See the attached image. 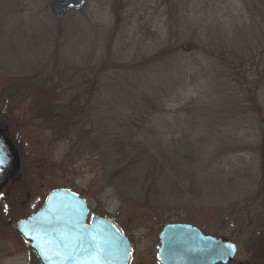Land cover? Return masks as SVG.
<instances>
[{
    "label": "rangeland",
    "instance_id": "rangeland-1",
    "mask_svg": "<svg viewBox=\"0 0 264 264\" xmlns=\"http://www.w3.org/2000/svg\"><path fill=\"white\" fill-rule=\"evenodd\" d=\"M53 1L0 0V125L14 121L15 127L6 132L20 158L18 174L1 192L0 264H40L18 233L17 223L34 214L49 194L58 189L83 197L89 204L90 219L102 216L115 223L132 243L131 264H159L160 233L175 223L193 224L206 235L236 243L239 253L230 264H264L262 241L234 228V217L228 209L233 204L243 205L245 199L258 192L260 164L255 148L260 143V131L254 117L243 115L239 106L226 103L215 109L219 111L215 114L217 123L186 111L187 104L199 96L224 99L233 88L238 92L248 89L244 80L240 81L242 85H229L220 76L227 70L226 64L221 65L209 53L219 40L228 47L243 44L245 50L251 48L252 56L251 51H246L244 64H238L237 70L253 86H259L258 96L264 107V37L259 36L245 0H183L184 12L198 23L191 26L188 34L194 27L201 28L199 35L207 47L206 55L188 52L190 48L182 53L179 71L176 64L168 71L173 77H180L175 88L160 95L167 112L152 118L156 137L170 146L177 144L181 136L185 141L198 135L209 139L211 146L203 156L208 161L215 151L213 145L226 144L224 152H230L217 163L215 190L200 184L204 197L194 191L179 194L175 188L148 194V187L141 183L124 185V181L111 180L114 167L107 157L109 150L102 144L107 139L102 128L110 121L98 120L111 117L112 112L122 113L126 96L124 86L113 85L110 72L100 84L98 104L103 115L93 119L83 115L76 120L77 127H73L71 134L70 128L61 134L49 129L43 120L37 119L34 103L23 98L9 104L13 110L6 117L3 109L9 97L3 98L2 94L6 93L9 80L54 68L60 23L51 9ZM177 1L89 0L82 11L71 12L61 22L65 29L60 39L61 62L86 71L107 58L123 63L154 55L169 43L174 26L166 14ZM117 15L121 22L114 33ZM189 21L183 20V24ZM57 92L63 94L65 89L59 88ZM240 105L247 107L245 102ZM193 119L198 121L195 126L190 123ZM247 171V180L253 185H244L241 180ZM208 178L206 174L205 179ZM230 178H235L236 184L228 183Z\"/></svg>",
    "mask_w": 264,
    "mask_h": 264
},
{
    "label": "trees",
    "instance_id": "trees-1",
    "mask_svg": "<svg viewBox=\"0 0 264 264\" xmlns=\"http://www.w3.org/2000/svg\"><path fill=\"white\" fill-rule=\"evenodd\" d=\"M262 1L245 0L251 16L254 17V25L258 29L259 36L264 37V4ZM184 9L183 0H178L175 5L168 8L166 16L171 19L174 29L170 32L168 45L154 55L140 61L133 60L123 63L107 58L100 65L87 68L86 71L77 66L76 69L68 67L60 60L63 54V44L60 39L65 33L61 22L75 11L57 16L60 23L58 25L60 35L56 37L55 42L54 68L45 72L46 74L43 72L30 77H16L9 80L6 93L2 94L3 98L9 97L3 109L4 114L8 117L10 111L13 110L9 104L17 99L30 100L35 105L33 109L38 115L37 119L43 120L45 126L56 134L65 133L70 128L71 134L74 132L73 127H77L76 120L82 119L83 115H87L90 119L103 115L98 104L101 96L100 84L110 72L113 75V85L116 83L117 86H124L126 96L122 113L112 112L111 117L98 120V122L110 121L102 128L108 139L102 144L106 146V150H109L110 156L107 157H110V164L114 167L110 175L111 180L124 181V185L141 183L142 186L148 187L146 190L148 194H159L164 188L174 191L175 188L178 191L176 193L179 194L194 191L200 197H204L205 192L200 184H206L215 190L214 174L219 172L216 167L217 163L222 160L223 154L230 152H224L226 144L218 142L219 144L213 145L215 151L208 161L203 156L211 145L205 136L198 135V138L187 139V141L181 136L176 141L177 144L170 146L156 137V132L151 127L153 117L167 112L160 95L166 89L175 88L180 78L170 75L169 69L176 64L177 71H179L180 57L188 48H190L188 52H199L206 55L207 47L203 43L202 35H199L201 28L194 27L191 35L188 34L191 26L198 23L191 21ZM258 18L260 19L256 21ZM183 20L190 21L186 25L183 24ZM120 22V16L117 15L114 33L119 30ZM217 44L209 53L221 65L226 64L227 70L220 76L227 80L229 85L235 83L240 85V81L244 80L248 89L243 90V93L233 88L230 95L224 99L223 97L213 98L212 95L210 97L208 95L199 96L187 104L186 111L198 113L197 117L203 120L207 118L208 121L212 119L217 123L219 121L215 114L219 111L215 109L226 103L237 105L241 108L243 115L248 114L254 117V123L260 131V143L255 148L260 164L259 179L256 183L258 192L245 199L243 205L233 204L228 209L230 215L234 217L232 218L233 227L241 229L244 234L247 231L260 239L262 241L260 248H264V107L258 96L259 86L257 84L253 86L254 84L249 83L247 77L237 70L238 64H244L246 51H251L252 56V50L251 48L245 50L246 47L243 44L228 47L220 40ZM171 83L174 84L171 85ZM59 88H64L65 93H58ZM240 102H245L247 107L246 105L241 106ZM62 121H66V124L62 125ZM192 121L190 123L197 125L198 121L195 119ZM0 126V129L5 132L15 127L14 121L4 122V127ZM6 135L8 136L7 132ZM207 168L210 171L204 173V169ZM206 174L209 175L208 179H205ZM248 175L249 171L241 178L242 181L244 180V185L252 184L247 180ZM235 178H230L228 183L236 184Z\"/></svg>",
    "mask_w": 264,
    "mask_h": 264
},
{
    "label": "water",
    "instance_id": "water-1",
    "mask_svg": "<svg viewBox=\"0 0 264 264\" xmlns=\"http://www.w3.org/2000/svg\"><path fill=\"white\" fill-rule=\"evenodd\" d=\"M89 0H55L53 13L60 17L81 11ZM0 194L4 185L20 169V158L13 142L0 129ZM88 202L77 193L58 189L44 206L27 219L17 231L37 254L41 264H130V239L102 216L90 222ZM238 246L227 238L206 235L187 223L169 224L160 234V264H229Z\"/></svg>",
    "mask_w": 264,
    "mask_h": 264
},
{
    "label": "flooded vegetation",
    "instance_id": "flooded-vegetation-1",
    "mask_svg": "<svg viewBox=\"0 0 264 264\" xmlns=\"http://www.w3.org/2000/svg\"><path fill=\"white\" fill-rule=\"evenodd\" d=\"M18 172H19V171H18ZM17 174H18V173H17ZM17 174H16V175H17ZM16 175H14L13 177H15ZM13 177H12V178H13ZM2 191H3V188H2ZM2 191H1V192H2ZM1 197H2V193L0 194V199H1ZM46 199H47V198H46ZM45 202H46V200H45ZM45 202H44V204H45ZM44 204H43V206H44ZM43 206H42V207H43ZM42 207H41V208H42ZM41 208H40V209H41ZM40 209H38V210H40ZM38 210H37V211H38ZM29 217H30V216H29ZM29 217H28V218H29ZM90 220H91V219H90ZM23 241H24V242L28 245V247L30 248L29 244H28L25 240H23ZM30 249H31V248H30ZM31 250H32V249H31ZM32 253L34 254L35 258L40 262V260H39V258H38V256H37V254H36L33 250H32ZM40 264H41V262H40Z\"/></svg>",
    "mask_w": 264,
    "mask_h": 264
},
{
    "label": "snow or ice",
    "instance_id": "snow-or-ice-1",
    "mask_svg": "<svg viewBox=\"0 0 264 264\" xmlns=\"http://www.w3.org/2000/svg\"><path fill=\"white\" fill-rule=\"evenodd\" d=\"M0 163H2V162H0Z\"/></svg>",
    "mask_w": 264,
    "mask_h": 264
}]
</instances>
